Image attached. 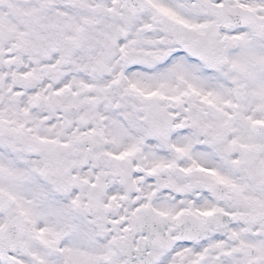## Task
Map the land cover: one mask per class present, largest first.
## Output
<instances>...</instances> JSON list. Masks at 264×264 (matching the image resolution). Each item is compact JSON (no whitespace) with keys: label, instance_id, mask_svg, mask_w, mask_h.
<instances>
[{"label":"snow or ice","instance_id":"1","mask_svg":"<svg viewBox=\"0 0 264 264\" xmlns=\"http://www.w3.org/2000/svg\"><path fill=\"white\" fill-rule=\"evenodd\" d=\"M0 264H264V0H0Z\"/></svg>","mask_w":264,"mask_h":264}]
</instances>
